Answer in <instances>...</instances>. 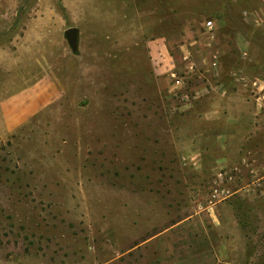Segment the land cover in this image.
Segmentation results:
<instances>
[{"label": "rangeland", "instance_id": "374dc122", "mask_svg": "<svg viewBox=\"0 0 264 264\" xmlns=\"http://www.w3.org/2000/svg\"><path fill=\"white\" fill-rule=\"evenodd\" d=\"M0 264H264V0H0Z\"/></svg>", "mask_w": 264, "mask_h": 264}, {"label": "water", "instance_id": "95a60500", "mask_svg": "<svg viewBox=\"0 0 264 264\" xmlns=\"http://www.w3.org/2000/svg\"><path fill=\"white\" fill-rule=\"evenodd\" d=\"M78 33L79 29L75 26L69 27L65 32L66 37L74 52L78 51Z\"/></svg>", "mask_w": 264, "mask_h": 264}, {"label": "built area", "instance_id": "2783aa9c", "mask_svg": "<svg viewBox=\"0 0 264 264\" xmlns=\"http://www.w3.org/2000/svg\"><path fill=\"white\" fill-rule=\"evenodd\" d=\"M206 24H207L208 27H212L213 26V21L210 20ZM173 75H175V73H173Z\"/></svg>", "mask_w": 264, "mask_h": 264}, {"label": "crops", "instance_id": "0c3cea01", "mask_svg": "<svg viewBox=\"0 0 264 264\" xmlns=\"http://www.w3.org/2000/svg\"><path fill=\"white\" fill-rule=\"evenodd\" d=\"M217 246H220L221 247V245H219V244H217ZM225 255L223 254V257H224ZM222 261V260H221Z\"/></svg>", "mask_w": 264, "mask_h": 264}]
</instances>
